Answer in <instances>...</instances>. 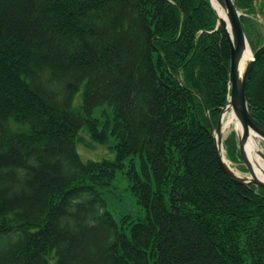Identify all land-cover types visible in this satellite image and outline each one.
<instances>
[{
  "label": "trees",
  "instance_id": "trees-1",
  "mask_svg": "<svg viewBox=\"0 0 264 264\" xmlns=\"http://www.w3.org/2000/svg\"><path fill=\"white\" fill-rule=\"evenodd\" d=\"M255 2L264 13L234 0L253 49ZM216 21L210 0H0V264H264V188L222 170L201 101L216 124L230 58ZM245 95L264 125V53ZM83 125L113 135V159L80 157ZM223 143L240 160L233 130ZM125 161L144 213L120 224L102 191Z\"/></svg>",
  "mask_w": 264,
  "mask_h": 264
},
{
  "label": "water",
  "instance_id": "water-1",
  "mask_svg": "<svg viewBox=\"0 0 264 264\" xmlns=\"http://www.w3.org/2000/svg\"><path fill=\"white\" fill-rule=\"evenodd\" d=\"M215 1L219 6V10L213 4V0H210L217 18L215 29L218 27L222 29L230 51L228 70L229 93L225 105L221 108L216 124L212 122L207 106L201 98L209 124V132L213 137L217 160L225 174L235 181L255 184L264 188V168L261 167L256 157H249L246 150L247 141L251 134H253L257 137L261 148L257 150V153L264 160V125L250 113L245 95V86L249 72L256 59L264 53V40L253 49L242 26L240 19L241 11L235 5L234 0ZM254 7L255 13L261 17V26L264 29V13L258 9L256 2L254 3ZM248 48L251 51L250 58L241 68L243 55ZM226 109L232 110L241 125L240 130L233 129L240 159L238 162L231 161L225 156L223 143L225 134L222 129V114ZM225 157L230 163L226 161ZM233 163L243 166L246 173L239 171ZM255 168L259 169L262 177L257 174Z\"/></svg>",
  "mask_w": 264,
  "mask_h": 264
},
{
  "label": "rangeland",
  "instance_id": "rangeland-1",
  "mask_svg": "<svg viewBox=\"0 0 264 264\" xmlns=\"http://www.w3.org/2000/svg\"><path fill=\"white\" fill-rule=\"evenodd\" d=\"M239 10L242 12L241 9ZM250 17L253 19V21H256L257 28L264 32V29L261 26V17L256 13L253 15L250 14ZM253 40L256 41L254 37ZM80 104L81 92H78L74 98L72 105V108L75 112H79ZM91 115L97 123V130L103 133L104 131H106V122L112 117V108L108 104L99 105L93 108ZM233 129L227 130L225 132L224 139ZM115 141L116 140L112 134L109 135V138L106 142H104V140L101 141L95 139L91 135L88 125H83L78 131L75 146L77 152L83 160H100L103 158L113 159L115 156ZM126 164L127 162L125 161V167L123 169L118 168L116 170L115 176L112 179L111 183L108 186L104 187L102 191V195L106 200L108 210L120 224H124L121 222V220L126 216L132 218L144 213L142 206H140L136 202V199L132 194V191L130 190L128 176L123 172L127 168ZM233 164L239 171H241L242 173H246L245 170H241L239 168V164ZM125 230L126 232H128V226L126 225ZM53 261L54 259L51 258L49 262L52 264Z\"/></svg>",
  "mask_w": 264,
  "mask_h": 264
},
{
  "label": "bare ground",
  "instance_id": "bare-ground-1",
  "mask_svg": "<svg viewBox=\"0 0 264 264\" xmlns=\"http://www.w3.org/2000/svg\"><path fill=\"white\" fill-rule=\"evenodd\" d=\"M213 4L219 10V6L217 5L215 0H213ZM250 55H251V51L248 48L246 53H244V55H243V58L241 61V68L245 65L246 61L250 58ZM233 128L240 130L241 129L240 122L237 119V117L234 115V113L232 112L231 109H226L222 114V129H223L224 134L227 130H230ZM259 148H260V144H259L257 137H255L253 134H251V136L249 137L247 144H246L247 154L251 158L256 157L258 159L259 163L261 164V167L264 168V160L257 153V150ZM225 159L228 163H230L226 157H225ZM255 169H256L257 174L262 177V175H261L262 173L259 171V169L258 168H255Z\"/></svg>",
  "mask_w": 264,
  "mask_h": 264
}]
</instances>
